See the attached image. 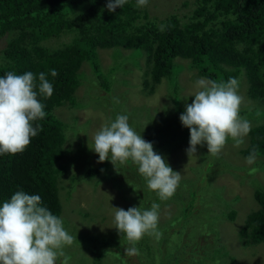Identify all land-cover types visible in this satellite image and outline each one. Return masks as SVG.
<instances>
[{"label": "trees", "instance_id": "16d2710c", "mask_svg": "<svg viewBox=\"0 0 264 264\" xmlns=\"http://www.w3.org/2000/svg\"><path fill=\"white\" fill-rule=\"evenodd\" d=\"M107 3L108 0H0V42L4 44L0 77L9 71L16 74L32 72L38 85L39 73L44 72L53 85L50 98L39 94L37 97L47 114L44 119L34 123V126L36 123L41 125L42 130L31 139L30 145L22 153L0 154V206L16 192L24 191L39 195L41 206L60 217L63 205L59 182L64 177L58 181L57 171L63 172V168L58 169L57 164L65 150V131L67 133L68 128H76L72 119L68 123L60 120L55 110L66 103L70 106L76 104L75 95L82 77L80 68L84 62H88L94 71L99 85L109 91L110 72L113 69L106 74L102 72L98 61V49L102 48H123L131 50L132 54L144 55L148 77L143 80V85L148 93H152L154 86L161 83L163 78L176 77L183 68L176 63L177 59L189 61L188 65L196 70L200 78L219 82L243 76L247 83L245 92L256 100L263 118L259 124L251 127L247 145L240 152L248 157L255 149L257 156L264 157V0H194L196 5L187 16V21L171 15L160 25L148 20L147 9L137 7V0H128L115 12L107 9ZM139 18L146 20L137 23ZM63 36L68 40H62ZM52 69L57 71L56 77L51 75ZM176 86H173V100L178 104ZM35 90L39 93L38 87ZM102 97L108 98L106 95ZM176 110L178 113L180 109ZM175 117L170 121L173 125ZM152 127L141 131L143 138L150 136L148 129ZM161 139L163 143L167 142L160 135L157 136L154 145L159 152L164 146L160 144ZM107 167L108 163L88 167L83 174L84 179L98 175ZM253 168L259 170L264 167ZM109 173L113 190L120 193L119 198L131 199L132 195L127 193L133 190L138 193L133 180L114 170ZM253 196L258 208L247 215L239 230V240L246 246L264 244V188L255 189ZM134 200L135 196L132 198ZM140 201L138 198L132 206ZM180 213L184 221L189 219L187 207L181 206ZM228 215L233 218L235 211H230ZM214 231L217 232L215 227ZM109 233V238L73 236L76 239L72 246L76 245L80 253L79 261L91 260L88 264H127L124 261L126 258L133 262V256L127 258L119 250L130 246L127 240L117 229ZM153 240L158 242L159 238ZM153 240L149 236L143 237L136 244L139 255L135 256L133 264H179L174 251L160 255L157 243L151 247ZM217 250H214L209 262L219 264ZM65 254L71 258L70 253ZM190 258L197 260L194 254ZM60 261H63V257H60Z\"/></svg>", "mask_w": 264, "mask_h": 264}, {"label": "rangeland", "instance_id": "374dc122", "mask_svg": "<svg viewBox=\"0 0 264 264\" xmlns=\"http://www.w3.org/2000/svg\"><path fill=\"white\" fill-rule=\"evenodd\" d=\"M195 5L194 0H148V4L142 8L147 9L148 20L160 25L162 20L171 15H177L187 21ZM145 20L139 18L137 23ZM61 39L68 40L66 36ZM3 45L0 42V59ZM98 61L103 73L113 69L110 72L109 91L99 85L94 71L88 62H84L80 68L82 77L75 95L76 104L70 106L66 103L55 110L60 120L68 123L72 119L76 128H68L67 133L65 131V150L57 164L58 169L63 168V172L59 170L57 173L58 181L64 177V180L59 182L63 205L59 218L62 219L65 230L78 238H109V231H116L113 207L127 210L141 206L143 209H150L153 203H157L160 205L159 241L153 240L155 236L144 237L152 238L151 247L155 243L160 246V255L174 251L179 264H214L209 262L210 257L214 250L218 249L219 264H264V244L246 246L239 240V230L247 215L258 208L253 196L254 190L264 188V168L254 174H249L248 171L255 166L264 167V157L257 156L255 163L249 165L244 154L240 152V149L247 145L249 134L239 148L234 147V141L229 138L218 156L209 155L205 143L197 145L196 154L189 158L186 150L190 147V129L182 125L180 115L186 110V105L195 99V82L200 79L196 70L188 65L189 61L177 59L176 63L183 68L177 72L174 79L163 78L161 83L154 86L152 93H148L143 85V80L148 77L145 73L147 66L144 55L132 54L131 50L123 48H102L98 49ZM237 80L238 94L243 98L240 115L251 122V127L255 126L263 118L261 110H258L256 100L246 94L247 83L244 77H237ZM175 84L178 104L173 100ZM103 95L108 98H103ZM177 108L184 110L177 113ZM125 111L130 126L137 134L153 126L148 129V141L146 137L144 139L153 144L154 151L165 159L173 171L181 174L179 186L174 195L166 201H161L156 192L147 188V183L135 164L130 161L124 165L117 164V171L110 160L98 163V154L89 147L101 126L114 121L117 115H125ZM174 117L173 125L170 121H173ZM158 135L167 141H160V144H164L162 152L154 145ZM104 163H108L107 170L105 168L98 175L84 179L83 174L88 167H97ZM110 170L133 180L137 184L139 197L133 190L127 193L132 195L131 199L119 198L120 193L113 190ZM127 183L129 185L130 181ZM191 191L195 193L190 194ZM134 196L136 201L138 198L141 200L136 206H132L136 202L132 201ZM181 206L188 208L189 219L185 221L180 213ZM232 210L235 215L230 218L228 214ZM127 247L130 246L119 250L125 253ZM64 252L71 254L69 264H88L91 261H79L80 253L76 245L66 246ZM191 254H194L197 260L191 259ZM133 259L132 263L126 258L124 261L133 264L135 256ZM56 264H62L60 258Z\"/></svg>", "mask_w": 264, "mask_h": 264}, {"label": "clouds", "instance_id": "9594fccd", "mask_svg": "<svg viewBox=\"0 0 264 264\" xmlns=\"http://www.w3.org/2000/svg\"><path fill=\"white\" fill-rule=\"evenodd\" d=\"M128 0H108L107 9L115 12ZM148 0H137V7H144ZM51 75H58L55 69ZM32 72L16 74L12 71L0 77V154L16 155L30 145L31 139L42 130L34 123L47 115L38 94L50 98L53 85L44 72L39 73V84ZM195 99L186 105L180 115L181 123L190 129L189 158L197 152V145L206 143L208 154L218 156L229 138L239 148L251 131V122L240 115L243 98L238 94L239 82L230 77L227 81L200 78L196 82ZM38 87L39 93L35 90ZM127 115H117L114 121L105 123L95 133L91 150L98 154V163L110 160L117 164L129 161L138 167L147 188L156 192L161 201L170 199L181 180V174L173 171L165 159L154 151L129 124ZM257 152L252 150L246 163L252 165ZM118 171V170H117ZM253 168L249 174H254ZM39 195L18 191L0 206V264H69L64 248L74 243V238L63 227V221L41 206ZM114 208V225L130 247L125 255H139L136 244L145 235L155 236L158 231L160 205L153 203L150 209L140 207ZM109 253V252H108ZM107 253V254H108Z\"/></svg>", "mask_w": 264, "mask_h": 264}]
</instances>
